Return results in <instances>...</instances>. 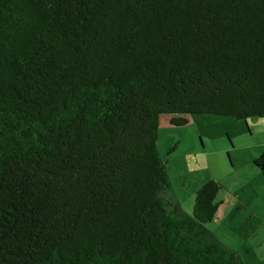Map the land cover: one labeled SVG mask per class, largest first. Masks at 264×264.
Returning a JSON list of instances; mask_svg holds the SVG:
<instances>
[{
    "label": "trees",
    "instance_id": "1",
    "mask_svg": "<svg viewBox=\"0 0 264 264\" xmlns=\"http://www.w3.org/2000/svg\"><path fill=\"white\" fill-rule=\"evenodd\" d=\"M203 113L264 117V0H0V264H246L159 151Z\"/></svg>",
    "mask_w": 264,
    "mask_h": 264
},
{
    "label": "rangeland",
    "instance_id": "2",
    "mask_svg": "<svg viewBox=\"0 0 264 264\" xmlns=\"http://www.w3.org/2000/svg\"><path fill=\"white\" fill-rule=\"evenodd\" d=\"M184 115V125L161 115L158 141L178 201L192 214L196 191L218 180L220 206L208 227L246 264H264V172L254 163L264 151V117Z\"/></svg>",
    "mask_w": 264,
    "mask_h": 264
}]
</instances>
